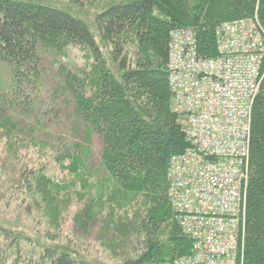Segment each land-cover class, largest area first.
I'll return each instance as SVG.
<instances>
[{"label":"trees","instance_id":"trees-1","mask_svg":"<svg viewBox=\"0 0 264 264\" xmlns=\"http://www.w3.org/2000/svg\"><path fill=\"white\" fill-rule=\"evenodd\" d=\"M60 2L0 0V61L18 67L37 64L43 51L59 52L68 47L86 51L91 60L88 68L80 74L65 73V87L73 115L85 126L83 134L96 137L99 144L94 153L86 145L58 138L41 166L14 168L19 174L11 176L7 172L11 190L33 197L31 193L41 196L40 188L51 192L48 196L60 185L66 189V182H77L83 188L87 179L96 178L89 163L98 157L99 168L107 176L91 184L94 191L84 209L88 216L84 220L99 231L98 219L107 222L116 209L121 210L118 227L117 219L109 223L118 250H122L120 264L171 263L191 254L192 241L173 220L168 200V162L188 148L180 119L171 107L169 35L174 29H190L199 55L214 57L215 31L220 23L256 16L264 32V0ZM95 5L100 8L92 10L91 16L99 43L81 18ZM10 131L0 155L1 168L18 161L17 134ZM47 163L53 165L47 168ZM246 168L243 264H264V59L252 106ZM45 170L48 178L43 176ZM41 197L49 201L44 193ZM108 203L112 204L104 212ZM102 226V235L96 236L99 243L107 244L102 236L109 229ZM10 232L1 231L0 264H91L69 244L48 246L39 240L34 243L36 253L24 257L19 243L23 237ZM92 242L91 236L78 233L77 245L85 244L87 249ZM10 246L16 250L9 252Z\"/></svg>","mask_w":264,"mask_h":264},{"label":"built area","instance_id":"built-area-1","mask_svg":"<svg viewBox=\"0 0 264 264\" xmlns=\"http://www.w3.org/2000/svg\"><path fill=\"white\" fill-rule=\"evenodd\" d=\"M215 45L214 57L201 56L192 30L169 35L171 107L188 148L168 162V200L192 249L160 264H243L250 121L264 59L258 18L223 23Z\"/></svg>","mask_w":264,"mask_h":264},{"label":"rangeland","instance_id":"rangeland-1","mask_svg":"<svg viewBox=\"0 0 264 264\" xmlns=\"http://www.w3.org/2000/svg\"><path fill=\"white\" fill-rule=\"evenodd\" d=\"M23 1L61 5V0ZM99 8L96 5L91 10L86 8L88 15H81L97 43L99 41L91 15L92 10ZM228 22L230 21L223 23ZM86 56V51L81 48L68 47L59 52L43 51L39 54L40 60L37 64L28 63L14 67L0 61V124L6 126L3 129L0 128V155L5 150L6 134L11 133L10 130L17 134L15 151H18L16 155L18 161L10 162L7 167L6 165L3 168L0 167V234L2 230H6L22 236L23 239L19 243L24 257L27 256L25 253H36L37 247L34 243L39 240L48 246L69 244L70 249H78L81 257L89 260L91 264H120L122 250H118L119 242H115L117 239L114 227H111L109 223L117 219L118 227L120 218L123 216L121 210L116 209L112 218L106 220L107 222L104 219H98L99 231L93 229L94 224L84 220L88 218L83 213L84 209L89 205L90 193L94 191L91 184L97 181L99 183L100 180H96L97 178L107 176L104 170L99 168L98 157L89 163L96 178L83 181L85 183L83 188L79 187L77 182L69 185L66 182V189H62L60 185V189H55L54 194H49L50 196L46 193L51 192L40 188L41 196L44 193L46 200L49 201H44L41 196L34 193H31L33 197L26 195L28 192L13 193L7 182L9 178L7 172L10 176L19 174L14 168L23 170L36 165L41 166L43 161H47L52 145L58 138L69 139L79 146L86 145V148L95 153L99 143L96 137L83 134L85 126L73 115L71 97L65 87V73L80 74L81 69L88 68L91 60ZM5 156L6 154L3 157ZM12 160H14L13 157ZM52 165L47 163L46 167L49 168ZM49 175L46 170L43 172L45 178ZM18 176L16 175L17 178ZM24 176L27 177V175ZM89 183L90 187H88ZM112 203L106 204L103 211L110 208ZM102 223V228L109 229L102 236L106 238L107 244L99 243L101 239L96 236L102 235L100 231ZM78 233L92 237L93 242L87 249L85 244L77 245ZM3 244L4 239L1 234L0 245ZM15 250L13 246H10L9 252Z\"/></svg>","mask_w":264,"mask_h":264}]
</instances>
